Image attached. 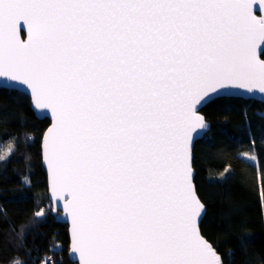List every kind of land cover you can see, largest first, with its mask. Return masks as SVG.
<instances>
[{"label":"snow or ice","instance_id":"snow-or-ice-1","mask_svg":"<svg viewBox=\"0 0 264 264\" xmlns=\"http://www.w3.org/2000/svg\"><path fill=\"white\" fill-rule=\"evenodd\" d=\"M262 44L264 0H0V77L51 112L78 264H232L197 226L191 142L211 95L264 93Z\"/></svg>","mask_w":264,"mask_h":264},{"label":"trees","instance_id":"trees-1","mask_svg":"<svg viewBox=\"0 0 264 264\" xmlns=\"http://www.w3.org/2000/svg\"><path fill=\"white\" fill-rule=\"evenodd\" d=\"M201 113L210 127L192 149L193 182L206 208L200 231L232 264H264V103L221 96ZM48 124L26 94L0 87V157L15 145L14 154L0 160V264H42L43 258L74 264L67 225L52 208L35 218L49 201L41 164Z\"/></svg>","mask_w":264,"mask_h":264},{"label":"water","instance_id":"water-1","mask_svg":"<svg viewBox=\"0 0 264 264\" xmlns=\"http://www.w3.org/2000/svg\"><path fill=\"white\" fill-rule=\"evenodd\" d=\"M22 31H23V29H22ZM258 51L260 52V55H262V53L264 52V44L261 45V47H260V49ZM0 87L6 88V89H14V90H17V91H20V92L26 94L30 98L31 109L34 111L35 115L38 118H48L49 119V125L47 126V128L44 131V134L42 136V138H43L44 135L46 134V130L53 123V119H52L50 110H39V109H36L35 108V105H34V101L32 100L31 95H30V89H27L26 86L19 85L18 82H13V81L9 80L7 77H0ZM221 96H234V97H241L243 99H249V98H251V99H255V100L264 102V93H260L258 89L254 90L252 93H249L247 91V89H238V88H235V87H230L227 91H221L218 95H215V94L211 95V98L206 99L205 102H203L200 105H198L197 115L202 116L204 118L203 114L201 113L202 107L205 106L209 101H211V100H213V99H215L217 97H221ZM204 123L207 124L208 127L206 129L202 130V131L200 129H197L196 131H198L200 134L199 135H196L195 132H194L193 133L194 139L191 142V170H192L191 185H192V188H193V190H194V192H195V194H196L197 197H198V194L196 192L195 185H194V182H193V179H194V169L192 167V149H193V145H194L195 141L198 140V139H200V138H202L203 135L205 133H207L208 130H209L210 124H209V122H207L205 120V118H204ZM41 143H42V140H41ZM41 153H42V148H41ZM41 163H42V166L44 167L45 172H46L47 195H48V199L50 200V191H51V188H50V183H51L50 173H49V171L47 169V162H46V160L42 158V154H41ZM198 199L200 200L199 197H198ZM50 201L52 202V211H53V213H55V216H56L57 220H59L62 223H64V224L67 225V232H68V238H69V249H70V245L72 243V236H71V228H72V225H71V217L67 216V214L63 211V203H64L63 201H59V204H60V211L59 212H55L56 203H57L56 198L55 197H51V200ZM205 212H206V208H204V211H203L202 215L198 218L197 226H198L199 230H200V223H201V221H202V219H203V217L205 215ZM203 238H205V237L203 236ZM68 256H69V252H68ZM69 258H70L71 261L77 262V264H78V254H76L75 257H70L69 256Z\"/></svg>","mask_w":264,"mask_h":264},{"label":"rangeland","instance_id":"rangeland-1","mask_svg":"<svg viewBox=\"0 0 264 264\" xmlns=\"http://www.w3.org/2000/svg\"><path fill=\"white\" fill-rule=\"evenodd\" d=\"M264 59V58H263ZM249 99H251V98H249ZM253 100H255V99H253ZM256 101H258V100H256ZM259 102H261V101H259ZM264 103V102H263ZM31 106V105H30ZM33 111V110H32ZM34 112V111H33ZM35 114V113H34ZM37 117V116H36ZM40 119H42V118H40ZM45 119H47L48 121H49V119L48 118H45ZM49 125V124H48ZM41 140H42V138H41ZM244 156H246V157H248L249 159H251V160H254V157L253 156H250V155H248V154H244ZM42 164V163H41ZM43 167V166H42ZM44 168V167H43ZM45 170V169H44ZM46 173V172H45ZM46 183H47V179H46ZM49 200V199H48ZM45 208H52V202L49 200L47 203H46V205L45 206H41V208H40V210L41 209H45ZM51 212H52V214L53 215H55V213H53V211H52V209H51ZM59 221V220H58ZM59 222H61V221H59ZM62 223V222H61ZM64 224V223H63ZM68 252H69V247H68V251H67V255H68ZM68 258H69V256H68ZM69 260H70V258H69ZM47 262V264H49V259H45V258H43V260H42V262ZM71 261V260H70ZM72 263H74V264H77V262H73V261H71Z\"/></svg>","mask_w":264,"mask_h":264}]
</instances>
